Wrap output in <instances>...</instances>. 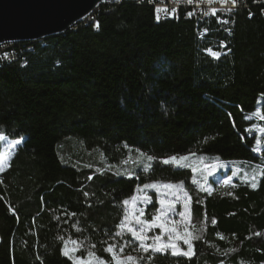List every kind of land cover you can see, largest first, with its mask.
<instances>
[{"label": "trees", "instance_id": "obj_1", "mask_svg": "<svg viewBox=\"0 0 264 264\" xmlns=\"http://www.w3.org/2000/svg\"><path fill=\"white\" fill-rule=\"evenodd\" d=\"M91 17L0 46L16 54L0 59V135L21 139L0 171V264H74L64 241L75 256L91 250L107 264L109 244L144 257L139 264H264V119L251 115L264 102V0H237L235 10L202 21L156 19L141 0L103 3ZM140 153L154 158L150 170ZM203 154L257 164V187L194 183L189 166L160 162L182 155L201 163ZM174 180L185 203L170 199L185 215L170 218L181 234L201 236L195 255L142 252L130 233L115 235L125 207L142 208L141 219L158 214L163 188L143 185ZM143 195L151 201L122 204Z\"/></svg>", "mask_w": 264, "mask_h": 264}, {"label": "snow or ice", "instance_id": "obj_2", "mask_svg": "<svg viewBox=\"0 0 264 264\" xmlns=\"http://www.w3.org/2000/svg\"><path fill=\"white\" fill-rule=\"evenodd\" d=\"M188 3H192L193 0H187ZM209 3L212 2V0H208ZM221 2H228V0H221ZM230 2L233 5H236L237 0H230ZM161 9H157V13H159ZM163 11H167V9H163ZM215 9L212 10V13L215 14ZM192 13H189L191 15ZM157 19H160L159 15H157ZM226 22V21H225ZM208 51L214 58H218L220 56L219 52H212L211 49H207ZM251 115H257L260 116L261 119H264V115L260 114L259 109L255 113H252ZM261 132H264V128L260 129ZM0 139H3V136L0 135ZM259 143V142H258ZM141 157H144L149 163L145 165V170H150L151 169V162L154 160L153 157L147 156L144 153H140ZM188 160V157L186 156H181V157H168L165 159H162L160 162L165 164V165H171L176 167L177 169L182 168V167H188L185 161ZM4 170V166L2 163H0V171ZM193 172L196 171V169H192ZM117 175H127L129 178L133 175V173H129L127 171L121 173L117 172ZM261 175H264V173H261ZM91 178V177H90ZM231 178L229 177V180ZM253 183L251 184L252 188L257 187L256 177L254 176L253 178ZM195 183V179L193 181ZM225 183H228V181H225ZM162 187L165 190H173L172 195H176L178 191H181L183 189V182H180L179 184H173L171 182L169 183H158L154 182L152 184H145L143 185V189L147 188H157V187ZM137 191H141V189L138 187ZM167 192L161 193V198L159 200V203L161 205V208L157 210L158 214L153 216L151 220L147 219H141L143 217V209L142 208H137L134 209V211H130L127 207L124 208V216L121 221V224L118 226L120 231H118L115 235L116 236H121L123 235L124 232H128L131 234L132 238H134L136 241L139 242V249L142 252H149L150 250L153 253H165L169 249H171V254L173 256H178L182 255L184 257H191L192 255H195V252L193 250V240H199L201 239V236L198 234H192L185 229L184 234H181L180 231H178L179 228V223L175 221H171V215H180L183 217L185 214L184 213H177L175 210V205L174 203H170L166 201L163 197L166 195ZM87 195V193H85ZM186 195V193H185ZM190 199V197H189ZM140 200L142 203L147 204L151 201V198L148 197L147 195H143L140 197L133 196L131 200L125 199L122 204L124 206H128L132 204L133 206L135 205L136 201ZM187 207V205H185ZM138 211L140 213L139 216L135 215V212ZM132 216L135 219V224L139 225L140 227L137 229L134 226H131L129 217ZM215 223V221H213ZM154 227H159L163 231L161 232L160 235H155L152 237L147 236V232L151 230ZM167 235L168 239L167 241H164L163 237L164 235ZM59 239L63 240V237H59ZM151 239L153 242L151 244H146L145 241ZM176 240H183L184 243L187 245L188 250H180L177 248V245L175 243ZM68 241H64L65 247L62 249V255L69 257V259L73 260L74 264H107L102 258L96 257L95 252L89 250L88 251V260H84L80 257L75 256L73 253L77 250L76 248L69 249L67 247ZM73 245H76V241L71 242ZM80 246H83V242H80ZM95 246L93 245L92 248ZM117 246L115 244H109L106 248L105 251L111 254V259L113 261V264H139L140 260H143L144 257H140L139 260L136 257L133 256H127L123 257L119 255L116 251ZM124 251V246H120L119 248V253H123ZM151 256L148 257L149 260H151ZM223 264V262H221Z\"/></svg>", "mask_w": 264, "mask_h": 264}, {"label": "water", "instance_id": "obj_3", "mask_svg": "<svg viewBox=\"0 0 264 264\" xmlns=\"http://www.w3.org/2000/svg\"><path fill=\"white\" fill-rule=\"evenodd\" d=\"M117 0H0V46L72 30L103 3Z\"/></svg>", "mask_w": 264, "mask_h": 264}, {"label": "rangeland", "instance_id": "obj_4", "mask_svg": "<svg viewBox=\"0 0 264 264\" xmlns=\"http://www.w3.org/2000/svg\"><path fill=\"white\" fill-rule=\"evenodd\" d=\"M92 20V19H89ZM93 22V20H92ZM263 98L260 99V102ZM264 101V99H263ZM257 109H259L260 112L264 113V102L260 103L257 106ZM264 128V126H263ZM5 142L2 154L0 156V163L3 164L4 169L7 167L8 165V160L11 156V151L14 148V146H16L17 144H19L21 142L20 140H15V141H10L8 139H3ZM172 156H176V157H181L182 155H171L168 157H172ZM165 157V158H168ZM188 157V160L186 161L189 165V167L191 168V170L194 168L196 169L195 172H193L192 170V175L190 176V180L191 181H199L201 184L206 185L209 184L210 187H212L214 185V183H225V181H231L233 179H240V180H245L250 182L251 184L253 183V177H256V183L258 182L259 176H260V168L257 164H252V163H247V162H243L240 160H236V159H225V160H221V161H214L209 159L211 157V155L209 154H203L201 155L199 158L201 159V163L200 162H195V159L191 158L190 156H186ZM163 158V159H165ZM206 160H211V162L208 165H204V161ZM229 177L231 178L229 180ZM182 181V180H180ZM173 183V184H177L179 181H162L161 183ZM172 191L173 190H162V193L167 192V196L169 197H174V198H180L183 200V204L184 202V194L183 191H178L176 193V195H172ZM168 201V200H166ZM169 202V201H168ZM170 202L172 203L171 199ZM157 215V214H156ZM171 221H173L171 219ZM165 239L167 240L168 237L166 235ZM177 241V240H176ZM175 241V243H176ZM184 243L183 240H180ZM181 245H177V248L180 249ZM182 250V249H180ZM187 248H184V251H187ZM130 253V252H127ZM123 257H127V256H133V254H124L121 255ZM80 258L84 259V260H88V254L86 256H80ZM111 263L113 264V261L111 260Z\"/></svg>", "mask_w": 264, "mask_h": 264}, {"label": "built area", "instance_id": "obj_5", "mask_svg": "<svg viewBox=\"0 0 264 264\" xmlns=\"http://www.w3.org/2000/svg\"><path fill=\"white\" fill-rule=\"evenodd\" d=\"M120 1V0H119ZM148 3L154 10L155 17L159 15L160 19H165L166 17H183V16H192V18L199 19V14H208V19L217 13H227L230 10H235L236 5H233L230 0L228 2H221V0H212L211 3L208 0H193L192 3H188L187 0H141ZM237 4V3H236ZM161 9L157 13V9ZM167 9V11H163ZM215 9V14L212 13V10ZM189 13H192L189 15ZM91 15L88 16L85 20L93 23ZM84 20V21H85ZM222 23L223 21L220 20ZM0 59H16V54L13 51L2 53L0 50Z\"/></svg>", "mask_w": 264, "mask_h": 264}, {"label": "bare ground", "instance_id": "obj_6", "mask_svg": "<svg viewBox=\"0 0 264 264\" xmlns=\"http://www.w3.org/2000/svg\"><path fill=\"white\" fill-rule=\"evenodd\" d=\"M119 1V0H117ZM115 1V2H117ZM108 3H113V2H108ZM230 13V12H229ZM185 19H190L192 16H183ZM169 18V17H166ZM208 18V14H199V19L202 21L204 19Z\"/></svg>", "mask_w": 264, "mask_h": 264}]
</instances>
